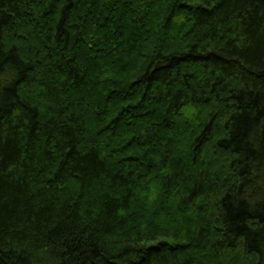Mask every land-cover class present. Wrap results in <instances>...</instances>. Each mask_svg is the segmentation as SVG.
Here are the masks:
<instances>
[{"label": "trees", "instance_id": "trees-1", "mask_svg": "<svg viewBox=\"0 0 264 264\" xmlns=\"http://www.w3.org/2000/svg\"><path fill=\"white\" fill-rule=\"evenodd\" d=\"M0 264H264V0H0Z\"/></svg>", "mask_w": 264, "mask_h": 264}]
</instances>
